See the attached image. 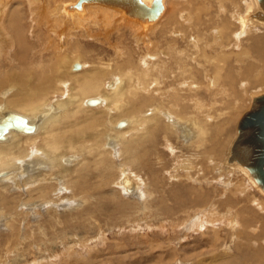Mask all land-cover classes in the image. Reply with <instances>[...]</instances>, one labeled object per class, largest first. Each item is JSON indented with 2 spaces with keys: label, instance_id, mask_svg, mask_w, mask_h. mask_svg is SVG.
Here are the masks:
<instances>
[{
  "label": "bare ground",
  "instance_id": "obj_1",
  "mask_svg": "<svg viewBox=\"0 0 264 264\" xmlns=\"http://www.w3.org/2000/svg\"><path fill=\"white\" fill-rule=\"evenodd\" d=\"M12 1L13 0H8L5 4H0V37L3 44L2 48L0 45V52L6 55V52L10 48L13 49L17 45L15 54H12L15 55L14 59L18 64L25 66L30 61L28 59V55H25V53H27L26 51L28 45L30 44L28 43L27 37L24 35L26 37V39H24V36L21 37L18 32V29L23 26V18L21 16L22 12L20 10L21 3L16 2L11 5ZM30 1L33 3L37 0ZM38 1L40 2V0ZM152 1L153 0H142L147 7L151 6ZM166 1L167 0H161L164 10L159 18L154 22L137 20L128 16L126 11L122 8L110 7L97 3H84L81 6V10L77 11L83 13L85 5L96 4L106 6L108 10L99 9L94 12L96 17L95 20H100L107 12L111 11L105 16L108 23H112L114 21L117 24V27L119 25L124 27L126 25L131 26V23L135 22L136 28H133L134 30L132 29V32L135 33L134 37L138 44H141V41L146 38L145 36H147V34L145 32L142 33L141 30L146 31L148 30L147 27H149L153 34L156 30L159 34L158 36L160 37V42H156V47L162 48L163 45L168 47L166 43L173 46V50L169 47L166 49V58L168 56L167 51L172 53V58L175 57L173 58L175 60V67L179 66L181 69L179 74L180 78L178 79L180 81L182 79L184 80V78L188 75L189 80L203 83L208 80L206 71L204 70L206 69L207 73H209L208 71L211 69L213 74L212 80L214 81L212 82V87L214 88L212 93L205 91L206 93L201 95L199 93L200 91L198 93L196 92V94L194 92L189 94L190 91L188 93L185 91L187 93L185 95V93H182L181 90L176 89L173 95L176 104L171 106V108H168L170 111L169 113L171 114L163 111L159 112L165 116L167 119V121H165V119L158 114V109L165 108L166 106H163L162 101L161 103H158V100L153 97L154 87L160 84L158 77L153 75L151 71L152 68L150 66L148 69L144 70L141 69V66L133 62L135 60V56L132 52L136 50V46H130L131 52H128L127 55V57H134L122 62L113 70L116 71L113 75V77L116 76V78L111 80L109 83H107L109 81V75L107 68L104 69L105 65L94 64V66L91 65L90 67L92 68H90L89 65L78 63L79 68L74 69V65L77 64V62H70L68 68L72 69V73L78 75L71 78L69 77L71 73H65L64 76H62V84L67 86V91L70 92V95L68 98L59 100L57 103L55 100L52 101V99L55 98L50 100H48V98H43L41 101L37 100L40 99L42 92L31 87V84L24 81L21 73H19V75L12 74L8 76L0 74L1 87H6L10 83L16 85L19 83L22 85V89L4 99L6 105L4 104L5 107H0V120L4 119L7 114H13L26 119L27 125L33 126V131L29 133L10 129L3 135V139H0V205L3 209L0 212V216L4 215V213L13 215V209L16 208L14 206L18 203L17 198L8 196L12 183V187H14V189H16L17 187L15 188V186H18L19 184H29L27 185L29 195L28 202H30V200L46 201L50 198L52 191L56 188V183L46 182V179L51 178L52 175H55V179L62 177L66 182V186H70L72 184L70 182H73L72 179L75 182L80 179L82 182L83 176L81 175V172H84V178H89L88 173L90 172L91 167L93 168V164L101 170H115L117 179L115 182L116 185H114L119 189V192L117 193L118 196L121 197L122 194H124L123 192L132 189L134 185L131 178L127 175L125 176V174L121 175V173H119V166L115 167V161L113 162L111 160L112 158H115L114 148H107L105 145L104 135L110 131L111 134H108L107 136L111 138L110 140H112V142L115 141L116 144L119 145V156L124 159L123 164H132L134 166L138 162L141 163V153L143 156L148 154L146 144L156 143V134L162 131V133L164 132L170 136L174 131L170 123H172L175 128L179 129L180 127H183V123H185L184 121L192 118V120L194 119L193 121H195V127L199 128V132L195 133L193 136L191 135V131L185 128L183 133L184 137L189 138L187 148H192L196 155H206L205 160L208 162L214 161V166L212 168V166L205 165L204 163L195 160V155H192L194 159H188L187 162L182 165L184 170L190 171L197 166L200 167L199 172L202 173L201 175H206V177L212 175L213 171L216 170L217 174L210 178L212 185L216 184V186L217 184L219 185V183H217V178L230 179V174L234 175V173H236V171H234L224 177L221 172L222 169L232 171V167H239L248 173V171L244 168L246 167V165H244L245 163H243L241 159L233 158V160L230 155L234 153L236 156V150H239L240 153L245 152L243 151L244 149H238L244 143L242 140L246 139V137H244L245 134H243L242 139L238 142L237 131L239 129V122L241 118L251 109L252 100L250 107L248 106L249 108H247V110L242 114L237 123L236 137L234 140V136L229 137L230 133L226 131L230 132V121L235 122L236 113H234V111L238 110L239 107H242L243 104L246 103L245 97L247 95V90L257 86L264 87V34H260L259 29H255L258 24L264 26V9L258 5L257 11L255 10L254 13L244 17L241 14H245L247 6L244 8L238 7L239 2L236 4L237 0L235 2H233L234 0H211L210 3L208 2L209 4L207 3L208 0H191L194 2L193 6L195 9L192 8L190 15H188L190 18L192 17L194 21L191 20L188 22V19L187 21H183L179 18L180 13L178 11L175 12V5L177 4H174V0H170L171 2H168L169 5L171 4L170 7L166 5ZM189 2L190 0H188V4ZM245 3H248L249 5L250 0ZM188 4L186 3V5ZM72 6L73 5L66 6V3L64 5L67 12L69 10L73 11L70 13H74L76 10L72 9ZM183 7H185V5H183ZM117 13L118 15L121 14L123 16L119 15L121 19L115 21V17L118 15L113 17L111 14L115 15ZM19 16L21 17L19 18ZM92 17L93 16L90 15L88 18L92 19ZM84 22H89V20L85 19ZM193 22H196L198 25L193 26ZM141 25L143 28H141ZM203 28H206V30L204 31ZM173 29H179L182 33L172 34L171 31ZM86 32H88V30H86ZM128 33L130 32L128 31ZM193 33L197 34L190 36ZM246 35L251 38L249 40H243ZM174 36H179L185 39V45L182 46L181 41L179 42L175 40ZM240 44H242V51H237L235 48H237L238 45L240 46ZM143 47H145L143 49H146L148 45L145 43ZM178 47H180V49ZM161 48L159 52L161 51ZM125 50H127V48L122 49L123 54ZM180 50H184V52ZM176 51L177 54L175 53ZM194 51L197 53V60L201 67L195 66L194 60L191 59ZM77 55L81 56V58L84 57L82 52H77ZM77 55L75 56L76 58L78 57ZM234 59L237 61L236 63ZM230 60L234 61V65L232 67L228 63ZM4 61L7 62V60ZM2 62L3 61L0 58V72ZM52 62L54 63L56 71L61 70V60L55 59ZM227 63L230 68L228 74L225 76ZM127 66L131 67L127 69ZM108 67L111 70V67ZM105 70L106 72H104ZM53 71L54 70H52V72ZM27 72L28 71H25V69H22L23 74ZM14 76H16V78H14ZM176 77H178V73H176ZM240 78L244 79L242 82H245L243 88H240L239 85ZM251 78L253 79L252 81H250ZM10 81H13L14 83ZM70 81L74 82L69 83ZM5 83L8 84L5 86ZM178 84L181 85L180 83ZM153 85L155 86L152 87ZM193 87L196 90L201 88L199 85H193L192 88ZM212 87L209 88L210 91ZM222 87H225L226 90L224 89L219 92ZM40 89L44 91V89ZM201 92H203V90ZM208 94L212 96L209 98V113L214 118V121L216 120V122L211 120L202 121L200 117L197 116L200 115L198 108L202 107L203 109V106L206 105V96ZM262 94H264V92L253 96L252 99ZM170 98L171 95L166 99L171 100ZM92 100L97 101V103L93 105L88 104V102ZM51 102L55 107L48 106ZM181 102H183V104ZM192 102H194L195 107L193 108L197 110V115L188 117L184 114V112L190 110L189 106ZM154 103L157 104L154 106L157 108L155 113H147V116L140 115V112L144 108H150V105L153 106ZM216 103H219L220 107H218ZM9 104L10 107L8 106ZM213 105L216 106L212 107ZM11 106L15 107V109H19V111L29 114L30 116L25 115V113L19 114L16 113V111H10V108L13 109ZM58 110H61L60 113L57 112ZM114 110L115 112H113ZM125 115H129L131 117L130 120H127L128 123L120 121V118ZM108 119H110L111 125L113 124L114 126L120 121L118 123L119 130L110 129ZM171 119L174 122H171ZM211 122H213V124ZM142 123L145 127L144 130L141 129V134L138 133V135H133L137 129H140L139 127ZM227 125L229 129L226 127ZM213 126L214 131L209 129ZM100 128L105 131V134L104 132L103 134L100 132ZM96 131H98L97 134L93 133ZM99 132L101 134H99ZM130 133H132L131 137L128 136ZM85 135H88L89 137L82 140ZM169 136H166L167 143L168 141H171ZM191 136L192 138L190 139ZM220 139H223V143L219 142ZM232 140L233 142L231 143ZM229 144H231V146L225 162L228 167H225V165H222L225 158L222 160L220 158H216L221 156V153H225L226 155ZM237 154L239 155V153ZM70 155H83L84 158L77 161L75 158L68 157ZM45 166H48L47 170H45ZM48 169L50 171L49 173ZM38 170H40V173L32 174ZM30 174L32 175L28 177ZM187 177H190L189 172H187ZM31 180H34L36 183L38 181V183L30 184L29 182ZM42 182H44V184H41ZM200 182V187H192L190 183L183 182L186 183V186L183 184L177 185V187H180L177 190L169 188V193L175 203L173 209L174 214L175 208L178 204L182 206L184 204H187L188 206L193 204L204 206L208 204L209 196L205 193L207 187L204 185L207 183V180ZM236 182L235 193L232 192L230 195H228L229 193L218 190L217 188L220 186H217L214 189L218 204L222 205V211L224 214L218 215V213H216V215H213L214 217L212 221L210 214H208L207 218V214L203 215L202 213L192 214L191 220V215H189L186 220H180V225L185 232H193L194 234H198L200 232L202 233L200 237L201 239L196 238L191 241L190 238L187 239L186 237L183 244H185L186 247L191 244L195 247L198 245L199 249H201V246L204 245H215V251V247L222 239L220 226L225 223L224 227L234 232L236 235H240L239 239H241V241L239 240L238 242V236L236 237V242L238 243L236 245L237 250H235L238 254L234 255L233 264H264V217H260V219L255 222L254 219L258 215L255 210H253L254 207H258L260 210L261 205H263L261 204L263 201L261 198L256 199L254 196V200L252 199V196H245L242 198V195H246L241 194V192H243L242 188L244 185V179H239V181L237 179ZM115 196L116 195H114V198ZM81 197L86 202L85 198L83 196ZM198 197L201 200H198ZM223 197H225V199H222ZM244 202V205H248V202H252L253 207H250L249 205L241 208L240 204H243ZM135 206L134 214L141 215V207L136 204ZM197 209L198 208H193V206H191V208L186 210L188 211L187 213H189L190 211H195ZM197 211L199 212V209ZM201 212L203 211L201 210ZM83 214L89 215L87 211H84ZM233 215H235L234 223L230 220ZM201 218H205L213 224V232H210L208 236L204 233L206 228L204 223H201ZM86 219L90 218L85 216V220ZM15 220L16 219L13 217V221ZM11 222L12 221L8 222V225L10 228H14L13 224L11 226ZM254 223L256 224V228L251 227ZM120 228L122 230L126 229L124 226H120ZM179 230L180 226H177L175 232L178 233ZM255 232H257V234ZM190 235L192 236V234ZM204 236H206L205 239ZM99 239L102 240L100 236ZM243 241L245 246L250 249V253L240 257V251L247 253L246 247L243 246V243H240ZM98 243L99 241L97 244ZM74 246L78 245L75 244ZM67 248L72 249L70 246ZM195 251L196 248L191 251L192 256L190 257H201V252L198 255L193 256ZM216 253L217 255L219 254L218 249H216ZM184 257L186 259H190L189 255L187 256L184 254ZM215 261L219 264L218 260ZM203 263L204 262L200 264Z\"/></svg>",
  "mask_w": 264,
  "mask_h": 264
},
{
  "label": "rangeland",
  "instance_id": "obj_2",
  "mask_svg": "<svg viewBox=\"0 0 264 264\" xmlns=\"http://www.w3.org/2000/svg\"><path fill=\"white\" fill-rule=\"evenodd\" d=\"M7 1L8 0H0V4L3 5ZM76 1L77 0H40L39 2L37 0L32 3L30 0H13L11 5L16 2L21 3V6H19L24 22L22 21L23 28L21 27L18 29V32L21 37L25 35L30 44L28 45L27 53H25V55H28L30 61L25 66H22L15 61V55L13 54H15L17 50V45L13 49L10 48V51L3 50L7 52L6 55L0 52V58L3 61L0 74L8 76L12 74L19 75V73H21L24 81L31 84V87L42 92L40 99L37 100L41 101L43 98H48V100L55 98L52 99V101L55 100L57 103L59 100L68 98L70 95V92L67 91V86L62 84V76H64L65 73H71L69 76L71 78L78 75L72 73V69L68 68L70 62H77V64L84 63L89 65V67L91 65L94 66V64L105 65L104 69L107 68L109 75V81L107 83H109L116 78V76L113 77L115 74L114 72H116L113 70L122 62L135 56V60L133 61L135 64H138L141 66V69L144 70L148 69L150 66L153 75L158 77L160 84L156 85V87H154L155 85L152 86L154 87L153 97L158 100V103H161L162 101L163 106L167 107L158 109V114L163 117L165 121H167V119L159 112L163 111L169 113L170 111L168 108H171V106L176 104V101L173 98L176 89L181 90L185 95L189 91V94L193 92L196 94V92L198 93L199 91L201 95H204L206 92L212 93L214 89L212 87V82L214 81L212 80L213 74L211 69H209V73H207L206 69L204 70L206 71L208 80L203 83L189 80L188 75L184 80L182 79L180 81L178 79L180 78L179 74L181 69L179 66L175 67V60L173 59L175 57L172 58V53L167 51L168 56L166 58V49L169 47L173 50V46L166 43L168 47L163 45L162 48L160 47L161 51L159 52L160 48L156 47V44L160 42V37L156 30L153 34L149 27H147L148 30L144 27L146 31L141 30V32H145L147 36L141 41V44H138L134 37L135 33L132 32V29L136 28L135 22L131 23V26L126 25L124 27H121V25L117 27V24L114 21L108 23L105 16L111 11L107 12L100 20H95V11L99 9L108 10L106 6L96 4L85 5L83 13H80L77 10L74 11V13H70L73 11L69 10L67 12L64 7L65 3L66 6L74 5ZM169 1L170 0L166 1L168 7L171 5H169ZM174 1V4H177L175 5V12L178 11L180 13L179 18L183 21H187L188 19V22L193 20L189 15L192 8L195 9L193 6L194 2L190 0L189 5L188 0ZM235 1L236 0L233 2ZM246 1L248 2V0L236 1V4L238 2L240 3H238V7L240 8L247 6L245 14H241L244 17H247L254 13L255 10H258L256 0H250L249 5L248 3H245ZM185 2L188 5H186ZM208 2L210 3L211 0H208L207 3ZM183 5H185V7H183ZM90 15L93 16L92 19L88 18ZM111 15L115 17L118 13ZM119 15L115 17V21L121 19ZM21 16H19V18ZM85 19L89 20V22H84ZM194 25L197 26L198 24L193 22V26ZM141 28H143L142 25ZM256 28L259 29L260 34H264V26L258 24L255 29ZM86 30H88V32H86ZM203 30L205 31L206 28H203ZM128 31L130 33H128ZM171 33L180 34L182 32H180L179 29H173ZM195 34L197 33H193L190 36H194ZM25 36L23 37L24 39H26ZM174 37L175 40L179 42L181 41L182 46L185 45V39L179 36ZM250 38L251 37L246 35L243 40H249ZM145 43L148 47L143 49L145 48L143 47ZM0 45L2 48L3 44L1 42V37ZM130 46H136V50L132 52L134 56L127 57L128 52H131ZM125 48H127V50H125L123 54L122 49ZM178 48L180 49V47ZM235 49H237V51H242V44H240V46L238 45ZM180 51L184 52V50ZM77 52H82L84 57L81 58V56L77 55ZM175 53L177 54V51ZM76 55L78 56L77 58L75 57ZM55 59L61 60V70L56 71L54 63L52 62ZM191 59L194 60L195 66L201 67L195 51L192 54ZM4 60H7V62ZM232 61L233 60H230V62H228L231 67L234 65L235 59L233 62ZM236 62L237 61H235V63ZM228 63L226 65L227 71H225V76L228 74L230 68ZM108 66L111 67V70ZM130 67L131 66H127V69ZM22 69H25V71L28 72L23 74ZM52 70L54 71L52 72ZM104 72H106V70ZM176 73H178V77H176ZM14 78H16V76H14ZM243 80L244 79L242 78L239 79L240 88H243L245 85V82H242ZM252 80L253 79L251 78L250 81ZM73 82L74 81H70L69 83ZM7 84L8 83H5V86ZM193 85L201 86L200 89H202L203 92H201L202 90L200 89L196 90L194 87L192 88ZM21 86L22 85L19 83L17 85L10 83L6 87L0 86V107H5L6 103L4 99L22 89ZM211 87L212 89L210 91L209 88ZM40 88L44 89V91ZM224 89L225 87L220 88L219 92ZM263 92L264 87L261 86L247 90V95L245 97L246 103L243 104L242 107H239L238 110L234 111V113H236L235 122L230 121V132L226 131L230 133L229 137L234 136L233 140L236 137L237 123L242 114L250 107L252 97ZM170 95L171 100L166 99ZM210 97H212L210 94L206 96L207 101L205 102L206 105L203 106V109L202 107L198 108L200 115H197V110L193 108L195 107L194 102H192L191 105L189 104L190 110L185 111L184 114L188 117L197 115L202 121L211 120L216 122L209 113L210 107L208 104H210ZM181 103L183 104V102ZM155 104L156 103H154L153 106L150 105V108H144L140 112V115L147 116V113H155L157 110V108L154 107ZM216 105L220 107L219 103H216ZM216 105H213L212 107ZM8 106L10 107V104ZM48 106L54 105L51 102ZM12 108L13 109L10 108L9 110L16 111V113L19 114L25 113L19 111V109H15V107ZM60 111L61 110H58L57 112L60 113ZM113 112H115V110ZM25 115L29 114L25 113ZM176 117L178 118L177 115ZM130 118L129 115H125L120 118V121L128 123L127 120H130ZM108 120L110 129L119 130L118 123L120 121L114 126L113 124L111 125L110 119ZM193 120L191 118L184 121V128L180 127L179 129L175 128L174 125L170 123L174 130L172 135L169 136V134L162 133V131L156 134V143L146 144L148 154L143 156L141 153V163L138 162L134 166L132 164V166L129 164H123L124 159L119 156V145H117L115 141L114 144V142L110 140L111 138L107 136L108 134H111V131L105 134V131L100 128V132L102 134L104 132L107 136L104 135V141L107 148H114L115 150V158L111 159L113 162L115 161L114 166H119V173L130 177L134 185L132 189L125 192L122 191L125 195L122 194L121 197L117 195L119 189L115 186L117 179L115 170H101L97 168L95 164H93V168L91 167V170L88 173L89 178H84V172H81V175L83 176L82 182L80 179L75 182L71 178L73 182H70L72 183L70 186H66V182L62 177L55 179V175H52L51 178H48L49 181L46 179V182L56 183V188L52 191L50 198L46 201L30 200V202H28L29 195L27 185L29 184H19L18 186H15V188H17L14 189L12 183L8 196L17 198L18 203L14 206L16 208L13 209L14 216L8 213H4V215L0 216V264H200L202 262H204L203 264H217L215 260H218L219 264H233L234 255L238 254V252H236V245L239 240L241 241V239H239L240 235H236L234 232L226 229L224 227L225 223H223L220 226L222 239L215 247V251V245H204L201 246V249H199L198 245H196V247L192 246L193 244L186 247L185 244H183L186 237L193 241L196 238H200L202 233L194 234L193 232H189L192 234L191 236L182 229L180 220L188 219L189 215H191V220L192 214L202 213L203 215L207 214V218L208 214H210L212 221L214 217L213 215H216V213H218V215L224 214L222 211V205L218 204L214 189L217 186H220L217 188L218 190L229 193L228 195H230L232 192L235 193L237 179L239 181V179L241 180L243 178L244 185L241 194L246 195H242V198L245 196H252V199L254 200V196L256 199L261 198L263 201L260 210L258 207L253 208L258 215L254 219L256 222L260 217H264V193L257 187L251 176L244 169L239 167H232V171L222 169L221 172L224 177L231 172L236 171V173H234V175L230 174V179L217 178V183H219L217 186L216 184L212 185L210 179L213 175L217 174L216 170L213 171L212 175L207 177L206 175H201L202 173L199 172L200 167L197 166L190 171L184 170L182 165H184L188 159H194L192 155H195V160H198L205 165L212 166V168L214 166V161L208 162L205 160L206 155H196L192 148H187L189 138L184 137L183 133L185 128L190 130L191 135L193 136L195 133L199 132V128L195 127V121ZM171 122L174 121L171 119ZM213 122L211 123L213 124ZM143 125V123L140 125V129H137L138 131L136 130V132H132L133 135H138V133L141 134V129L144 130L145 128ZM226 127L229 129L228 125ZM213 128L214 126L209 129L213 130ZM100 132L99 134H101ZM93 133L97 134L98 131ZM132 133L128 134V136L131 137ZM166 136H169L170 138H168L171 140L170 142L168 141V143L166 142ZM88 137V135H85L82 140H85ZM191 138L192 136L190 139ZM219 142L223 143V139H220ZM230 146L231 144L228 146L226 155L225 153H221V156L216 158H220L221 160L225 158L222 163L225 167H228L225 162L228 157ZM68 157L75 158L77 161L84 158L83 155H70ZM45 167V170H47L48 166ZM49 172L48 169V173ZM187 172L190 173V177H187ZM35 173H40V170L33 172L32 174ZM32 174L28 175V177ZM205 180H207V183L203 184L207 187L205 193L209 196L208 204L204 206L195 204L189 206L184 204L182 206L178 204L175 208L174 214L173 209L175 203L169 193V188L177 190L180 188L177 187V185L183 184L186 186V183L183 182L190 183L192 187H200V181ZM29 183L36 182L31 180ZM41 184H44V182ZM229 189L233 190L230 191ZM114 195H116L115 198ZM81 196L85 198L86 202ZM197 199L201 200L199 197ZM222 199H225V197ZM135 204L141 207V215L134 214V207H136ZM244 204L245 202L240 204L241 208L249 205L250 207H253L252 202H248V205ZM191 206H193V208H198L199 212L197 209L187 213L188 211L186 209L191 208ZM2 210V206L0 205V212ZM201 210L203 212H201ZM84 211H87L89 215H84ZM85 216H88L90 219L85 220ZM13 217L16 219L15 221H13ZM234 218L235 215L230 219L232 220V223L235 222ZM200 220L201 223H204L206 228L204 233L208 236L210 232H213V224L205 218H201ZM10 221L13 222H11V226L13 224L14 228H10L8 225V222ZM120 226H124L126 229L122 230ZM177 226H180L178 233L175 232ZM251 227L256 228V224L254 223ZM255 233L257 234V232ZM99 236L102 240L99 239ZM206 236H204V239ZM237 236L238 242H236ZM98 241L99 243L97 244ZM240 243H243V246L246 247L247 250V253L240 251V257L250 253V249L245 246L244 241ZM75 244L78 246H74ZM68 246L72 249H68ZM194 248H196V251L193 253V256L198 255L201 252V257H190L192 256L191 251ZM216 249H218V255ZM184 254L187 256L189 255L192 261L189 258L186 259Z\"/></svg>",
  "mask_w": 264,
  "mask_h": 264
},
{
  "label": "water",
  "instance_id": "obj_3",
  "mask_svg": "<svg viewBox=\"0 0 264 264\" xmlns=\"http://www.w3.org/2000/svg\"><path fill=\"white\" fill-rule=\"evenodd\" d=\"M256 1L264 9V0ZM84 3H97L122 8L128 16L148 22L156 21L164 10L161 0H153L150 7H147L142 0H77L72 9L81 10ZM78 68L79 65L75 64L74 69ZM96 103L95 100L88 102L91 105ZM10 129L29 133L33 131V126L27 125L24 118L7 114L4 119L0 120V139H3V135ZM243 134H245L246 139L242 142L245 144L243 143L238 149H244L245 152L240 153L239 150H236L239 155L236 153V157L233 153L230 157L241 159L245 163L246 167L244 168L264 193V94L252 99L251 109L241 118L237 131L238 142L242 139Z\"/></svg>",
  "mask_w": 264,
  "mask_h": 264
}]
</instances>
